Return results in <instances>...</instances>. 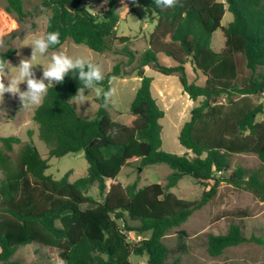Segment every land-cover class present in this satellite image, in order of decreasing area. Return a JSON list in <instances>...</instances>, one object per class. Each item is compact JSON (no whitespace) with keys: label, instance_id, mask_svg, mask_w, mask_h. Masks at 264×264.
Listing matches in <instances>:
<instances>
[{"label":"trees","instance_id":"obj_1","mask_svg":"<svg viewBox=\"0 0 264 264\" xmlns=\"http://www.w3.org/2000/svg\"><path fill=\"white\" fill-rule=\"evenodd\" d=\"M137 1L156 23L149 47L138 58L141 85L129 120H113L102 96L95 117L80 115L73 98L81 82L68 75L49 90L33 115L49 147L48 158L42 157L31 130L15 159L9 153L21 138L0 136V263L36 264L13 258L20 246L35 243L57 249L63 264H132V255L146 256L148 264H181V256L172 259V254L188 250L187 231H177L174 250L165 237L211 201L222 182L264 200V117L258 118L264 116V0H179L169 8L158 7L155 0ZM39 7L51 9V27L47 19L45 31L58 29L61 34V44L50 50L68 39L97 52L117 41L129 47L130 37L118 34L117 0L100 10L93 9L90 0H42ZM5 9L19 19L28 15L24 0H6ZM227 11L232 19L223 25ZM219 29L225 42L216 50L212 43ZM21 34L14 31L11 38ZM17 52L11 44L0 49L8 60ZM128 53L131 60L136 57ZM160 54L173 64H162ZM146 66L178 75L190 98L201 99L179 133L188 150L184 154L162 148L165 112L152 94L153 77L146 74ZM104 75L97 86L107 90L112 78L123 72L116 64ZM258 97L263 101L256 102ZM80 151L89 164L86 175L72 181L69 172L60 179L47 173L50 157ZM240 153L255 154L260 165L233 166L232 156ZM136 161L142 169L167 164L172 171L166 184L124 185L119 174ZM186 176L208 184L200 199L188 200L171 191ZM94 184L101 201L88 194ZM244 228L232 223L224 233H210V255L220 256L250 239L264 242L248 238ZM128 232L143 237L133 240Z\"/></svg>","mask_w":264,"mask_h":264},{"label":"rangeland","instance_id":"obj_2","mask_svg":"<svg viewBox=\"0 0 264 264\" xmlns=\"http://www.w3.org/2000/svg\"><path fill=\"white\" fill-rule=\"evenodd\" d=\"M41 3L42 0H24V8L28 15L24 19H19L16 13L6 11V0H0V49L5 50L10 44L18 49L17 54L9 60L11 66H18L22 59L31 57L33 48L28 43L33 34L44 32L46 29L51 9L39 7ZM90 3L93 9L100 10L108 6L109 0H90ZM117 13L120 17L117 26L118 34L130 37L128 48L126 44L117 41L104 52H97L85 44H77L72 39H68L58 50H49V56L53 52L66 51L72 56L90 57L95 62L101 63L104 74L119 64L123 75L113 77L111 80L110 88L115 89V94L109 99L107 108L113 120L127 121L132 115L131 103L141 82L136 73L138 58L149 47V34L154 30L156 20L137 0H117ZM231 19L232 14L227 11L223 25H226ZM14 31L22 32V34L11 38V33ZM224 42V33L222 29H219L215 33L212 47L218 50L224 46ZM128 52H133L136 57L131 60ZM159 61L167 66L173 64L172 59L165 54L159 55ZM38 62H43V58L39 55ZM145 70L147 75L154 78L153 94L155 97H157L158 88L162 85L169 87L175 96L179 95L181 86L175 74L164 75L149 66H146ZM12 72H15L14 68ZM34 74L36 78L42 77L43 66H36ZM194 77L195 75H192V78ZM199 77L197 78L199 79ZM20 88L22 91L26 90V83H22ZM85 95H87L88 101L83 104L76 103L74 100L77 98L74 97L73 103L80 115L93 118L96 116L99 107L95 91L90 92V90L85 89ZM222 99L225 101V96ZM254 100L256 102L263 101L259 97L254 98ZM200 101L201 99L197 100L196 104L198 105ZM181 104L182 101H179V106H182ZM192 104L194 106V103ZM161 107L166 109L162 104ZM35 109L36 107L23 108L18 94H4L3 102L0 103V136L15 135L22 140V143L15 144L13 151L9 153L12 159H15L23 143L30 138L29 130L33 132L32 138L36 142L42 157H49V147L40 138L39 126L33 118ZM165 111L166 114L161 119L163 125L162 148L172 153L184 154L187 149L180 143L179 133L185 121L191 117V108H188L184 115L179 114L178 108ZM263 117L262 115L258 116V118ZM189 154L192 155L191 152ZM232 162L233 166L241 165L250 169L260 165L258 157L253 153L234 154ZM49 164L48 174L60 179L69 172L72 181L86 175L89 166L83 151L69 153L63 157H50ZM171 171L172 169L165 163L151 164L142 169L139 167V162L136 161L133 165L123 168L119 174V180L124 185L137 181L139 187L154 182H161L165 185L167 176ZM107 184H110V180L107 181ZM206 189H209L207 183L186 176L175 187L171 188V191L181 198L195 200L200 199ZM88 194L99 201L103 199L97 184L89 189ZM91 206V204H84L82 207L89 208ZM232 223H242L248 238L254 237L264 241V200L255 197L248 190L224 181L219 185L217 195L211 201L196 210L187 222L174 228L166 235V244L174 250L178 243L177 231L184 229L188 233L186 239L189 246L188 250L181 254L173 253L172 259L180 255L181 264H264V242L258 243L252 239L228 247L220 256L213 257L210 255L207 250L208 235L210 233H224ZM128 236L133 240H140L143 237V235H138L135 232H128ZM13 258L36 264H63L57 249L35 243L20 246ZM131 260L132 264H148L146 256L132 255Z\"/></svg>","mask_w":264,"mask_h":264},{"label":"clouds","instance_id":"obj_3","mask_svg":"<svg viewBox=\"0 0 264 264\" xmlns=\"http://www.w3.org/2000/svg\"><path fill=\"white\" fill-rule=\"evenodd\" d=\"M155 3L160 8H169L174 7L179 0H155ZM51 21L52 17L49 16V27ZM60 37L58 29L33 34L28 43L32 45V55L30 58L22 59L18 66H11L4 53H0V103L3 102L5 93H11L19 95L22 107L25 109L41 106L49 90L55 88L58 82L63 83L68 75L77 77L81 82L74 95L77 98L74 100L76 103L83 104L88 101L85 89L90 92L94 90L96 97L102 96L105 103L109 101L115 94V89L104 90L97 86L105 79L101 63L95 62L90 57L69 55L66 51L53 52L49 56V50L61 44ZM38 55L43 58V62H38ZM38 65L43 66V75L40 78H36L34 74ZM22 83H26V90H21Z\"/></svg>","mask_w":264,"mask_h":264},{"label":"crops","instance_id":"obj_4","mask_svg":"<svg viewBox=\"0 0 264 264\" xmlns=\"http://www.w3.org/2000/svg\"><path fill=\"white\" fill-rule=\"evenodd\" d=\"M56 50H58V49H56ZM56 50H53V51H56ZM172 75H174V74H172ZM175 76H177V81H178L179 85L181 86V88H180V90L178 92L179 93L178 96H175L174 93H172V91L169 89V87H167L166 85H162L161 87L158 88L157 97H155L154 94H153L154 78H153V82H152V94L156 98V100H157L158 104L160 105V107H161V104H162L163 107L166 108L165 110H170L172 108H178L179 114L180 115H184L185 111H187L188 108H191V110H192L197 105L196 104L197 100H193V99L190 98L189 94L186 91H184L182 85L180 84L178 75L175 74ZM140 80H141V78H140ZM140 85H141V82L138 85L137 90L139 89ZM179 101H182V104H181L182 106H179ZM192 103H194V106H192L193 105ZM165 110H164V112L166 114Z\"/></svg>","mask_w":264,"mask_h":264},{"label":"bare ground","instance_id":"obj_5","mask_svg":"<svg viewBox=\"0 0 264 264\" xmlns=\"http://www.w3.org/2000/svg\"><path fill=\"white\" fill-rule=\"evenodd\" d=\"M126 85V84H125ZM124 90V89H123ZM133 91V90H132Z\"/></svg>","mask_w":264,"mask_h":264}]
</instances>
